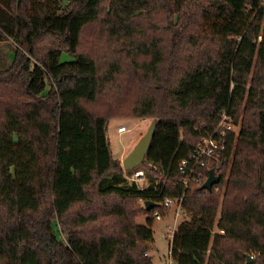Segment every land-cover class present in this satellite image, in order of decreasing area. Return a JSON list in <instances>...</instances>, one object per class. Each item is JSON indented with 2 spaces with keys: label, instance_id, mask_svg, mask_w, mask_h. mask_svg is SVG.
<instances>
[{
  "label": "trees",
  "instance_id": "16d2710c",
  "mask_svg": "<svg viewBox=\"0 0 264 264\" xmlns=\"http://www.w3.org/2000/svg\"><path fill=\"white\" fill-rule=\"evenodd\" d=\"M259 36L264 0H0L15 47L0 71V264H152V219L136 225L128 201L152 215L181 196L174 264H264ZM222 112L240 130L219 190L183 189L177 163ZM128 115L156 130L124 171L107 129Z\"/></svg>",
  "mask_w": 264,
  "mask_h": 264
},
{
  "label": "rangeland",
  "instance_id": "374dc122",
  "mask_svg": "<svg viewBox=\"0 0 264 264\" xmlns=\"http://www.w3.org/2000/svg\"><path fill=\"white\" fill-rule=\"evenodd\" d=\"M88 47H92V43H88ZM15 47L10 40H0V71L7 69L13 60ZM263 50H261L262 52ZM65 59V57L63 56ZM258 58H260L258 53ZM264 60V52L261 58V64ZM155 122L154 119H138L130 115L126 117H120L110 120L107 129V138L110 144L111 153L114 159H116L121 165L122 160L132 150L138 140L145 134L149 125ZM124 126L127 132L124 134H118L117 128ZM121 155V156H120ZM143 183L147 182L143 178ZM139 184H142L140 182ZM144 185V184H143ZM145 185L143 187H146ZM139 187H141L139 185ZM102 199H95L93 204H80L73 207L74 212H80L87 214L92 210H97L101 207ZM108 206L112 205V202L108 200L106 203ZM128 206H132L137 212L136 217L133 219L134 223L138 226H146L147 221L152 219V241L147 243L148 250L144 254V257L151 259L152 264H163L167 260V251L169 249V243L171 241L172 234L176 232V229L180 222L185 218L182 210L178 211V217L175 221V214L177 212V206L172 203L166 212L159 211L161 215L159 219L153 218L151 214H145L143 208V202L139 200H129ZM57 230L60 232L61 226L57 223ZM62 239L64 238L61 235ZM253 258V257H252ZM254 259V258H253Z\"/></svg>",
  "mask_w": 264,
  "mask_h": 264
},
{
  "label": "built area",
  "instance_id": "2783aa9c",
  "mask_svg": "<svg viewBox=\"0 0 264 264\" xmlns=\"http://www.w3.org/2000/svg\"><path fill=\"white\" fill-rule=\"evenodd\" d=\"M261 37L259 36L256 44L259 49L258 67L259 78L263 83L262 89L264 90V60L261 64V58L264 52V47H260ZM260 47V48H259ZM261 50H263L261 52ZM240 130V121L235 120L232 115L227 112H222L216 115V123L213 128L201 135L191 153L184 159L177 163V171L180 174V183L183 189H192L195 187H201L208 178V172L211 171L215 177L221 179L222 171L229 168L232 161L231 146L235 141ZM118 134H124L127 129L124 126L117 128ZM143 172L141 170H135L129 177L130 182H134L141 188L146 186L143 183ZM142 182V184H139ZM220 183V181H219ZM214 185L212 190L218 191L220 184ZM144 184V185H143ZM203 191V190H202ZM183 196L176 200L166 199L162 206L163 208H169L172 203L177 206V212L175 214V221L178 217V211L182 210ZM153 218L159 219L160 214L158 211L153 212ZM221 234L223 231H219ZM173 235V234H172ZM172 238V237H171ZM163 264H174L171 257V251H167V260Z\"/></svg>",
  "mask_w": 264,
  "mask_h": 264
},
{
  "label": "water",
  "instance_id": "95a60500",
  "mask_svg": "<svg viewBox=\"0 0 264 264\" xmlns=\"http://www.w3.org/2000/svg\"><path fill=\"white\" fill-rule=\"evenodd\" d=\"M156 130V123L152 122L145 134L138 140V142L134 145L132 150L128 153V155L122 160L121 165L124 171H131L136 169L138 166L142 164L144 158L150 148L152 139L154 137ZM220 179L215 177L211 171L208 172V178L200 187L201 190L210 192L214 185L219 183ZM159 207L158 204L153 203L151 201L143 202V208L145 212H149L150 210ZM246 264L254 263L255 260L246 255Z\"/></svg>",
  "mask_w": 264,
  "mask_h": 264
},
{
  "label": "crops",
  "instance_id": "0c3cea01",
  "mask_svg": "<svg viewBox=\"0 0 264 264\" xmlns=\"http://www.w3.org/2000/svg\"><path fill=\"white\" fill-rule=\"evenodd\" d=\"M121 156V155H120Z\"/></svg>",
  "mask_w": 264,
  "mask_h": 264
}]
</instances>
